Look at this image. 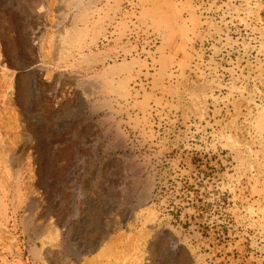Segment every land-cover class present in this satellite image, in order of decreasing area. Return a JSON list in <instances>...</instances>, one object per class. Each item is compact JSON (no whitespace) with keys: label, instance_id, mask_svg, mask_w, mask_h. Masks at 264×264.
<instances>
[{"label":"rangeland","instance_id":"1","mask_svg":"<svg viewBox=\"0 0 264 264\" xmlns=\"http://www.w3.org/2000/svg\"><path fill=\"white\" fill-rule=\"evenodd\" d=\"M0 140V264H264V0H0Z\"/></svg>","mask_w":264,"mask_h":264},{"label":"bare ground","instance_id":"2","mask_svg":"<svg viewBox=\"0 0 264 264\" xmlns=\"http://www.w3.org/2000/svg\"><path fill=\"white\" fill-rule=\"evenodd\" d=\"M36 9V8H35ZM34 8H31L30 7V11L32 12V13H36V12H39V10L37 11V10H35ZM40 16V15H39ZM36 17V16H35ZM1 141V140H0Z\"/></svg>","mask_w":264,"mask_h":264},{"label":"water","instance_id":"3","mask_svg":"<svg viewBox=\"0 0 264 264\" xmlns=\"http://www.w3.org/2000/svg\"><path fill=\"white\" fill-rule=\"evenodd\" d=\"M26 66H28V64H26V63L22 65V67H26Z\"/></svg>","mask_w":264,"mask_h":264}]
</instances>
